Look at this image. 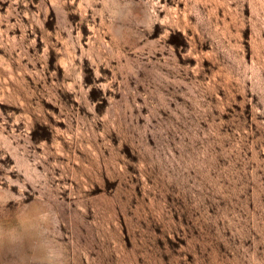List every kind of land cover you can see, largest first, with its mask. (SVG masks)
<instances>
[{
	"label": "rangeland",
	"instance_id": "1",
	"mask_svg": "<svg viewBox=\"0 0 264 264\" xmlns=\"http://www.w3.org/2000/svg\"><path fill=\"white\" fill-rule=\"evenodd\" d=\"M0 264H264V0H0Z\"/></svg>",
	"mask_w": 264,
	"mask_h": 264
}]
</instances>
